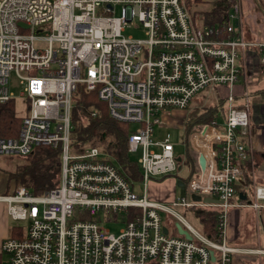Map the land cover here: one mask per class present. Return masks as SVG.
Returning <instances> with one entry per match:
<instances>
[{
    "label": "built area",
    "instance_id": "2783aa9c",
    "mask_svg": "<svg viewBox=\"0 0 264 264\" xmlns=\"http://www.w3.org/2000/svg\"><path fill=\"white\" fill-rule=\"evenodd\" d=\"M190 2L0 0V106L14 99L11 72L25 103L17 136L0 137V155L24 157L45 147L57 150L60 161L55 187L39 195L24 187L0 194L15 223L0 241L6 264H233L235 255H264L226 244L231 209L264 208V186L255 185L247 88L251 55L256 54V68L264 65V43L246 40L239 0H232L227 22L214 27L197 23ZM135 23L142 36L123 35ZM239 79L245 88L235 95ZM78 85L95 91L112 119L137 125L128 135V153L139 151V181L126 180L95 146L71 148V99ZM204 91L206 96H198ZM208 95L222 99L218 116L186 139L194 163L203 156L204 170L183 181L185 195L175 197L171 207L150 200L149 179L181 180L183 164L190 169L181 157L177 170L171 135L155 139L154 125L184 129L187 115L202 108ZM194 135L209 156L194 147ZM246 162L252 201L233 204ZM140 184L144 191L137 195ZM192 194L218 203L193 201ZM175 207L219 209L218 241L196 231ZM79 213L89 219L75 220ZM161 213L176 218L191 240L174 225V235L167 228L164 234ZM119 222L117 235L104 228Z\"/></svg>",
    "mask_w": 264,
    "mask_h": 264
},
{
    "label": "trees",
    "instance_id": "16d2710c",
    "mask_svg": "<svg viewBox=\"0 0 264 264\" xmlns=\"http://www.w3.org/2000/svg\"><path fill=\"white\" fill-rule=\"evenodd\" d=\"M231 4L232 1L230 0H216L208 18H212L217 26L225 24ZM221 102L220 100L216 106L194 107L190 111L183 129L186 139L197 125L207 124L218 116ZM14 105V99H11L0 106V137L17 136L21 119L16 115ZM70 123V146L72 149L81 152L86 147L95 146L104 152L112 163L117 165L119 173L126 180L137 182L141 179V171L137 161L133 160L128 153V135L132 132L130 124L112 119L106 104L98 99L95 91H88L82 85L77 86L71 99ZM24 158L31 160L32 176L30 181L15 179L16 183L21 184L17 187H24L29 193L39 195L57 185L60 169L57 150L45 147L37 148ZM263 158V155L254 154V166L257 167ZM184 162L189 166L190 172L185 178H179L182 181H187L194 172L193 158L187 153ZM246 164L245 180L247 182L250 180V166L248 162ZM40 167L41 169L37 170ZM15 188L11 189V192ZM7 192L6 190L5 194ZM239 192V188L235 186V195ZM194 212L199 216L202 234L209 240L218 241L217 218L219 209L201 208L194 210ZM0 264H6L1 253Z\"/></svg>",
    "mask_w": 264,
    "mask_h": 264
},
{
    "label": "rangeland",
    "instance_id": "374dc122",
    "mask_svg": "<svg viewBox=\"0 0 264 264\" xmlns=\"http://www.w3.org/2000/svg\"><path fill=\"white\" fill-rule=\"evenodd\" d=\"M240 9L242 14V22L244 31L250 35V37L255 42L264 43V0H239ZM205 7L197 8L194 3H190L189 13L194 15V12L198 13L199 10L203 11ZM210 12L199 13V19L196 18V21L199 25H205L214 27L217 26L214 24L212 18H208ZM27 33V32H22ZM123 35L125 36H134L141 37L142 29L140 25L135 23L133 26L129 28H125ZM8 89L12 93L14 98V110L17 116H21L24 113L25 103L24 97L22 96L21 86L19 85L18 79L16 75L11 72L8 80ZM234 93L236 95L235 86ZM221 95H225L224 90L221 88ZM198 96H206V91L200 93ZM214 95H208L204 106H207L213 103V106L219 104V99L215 98ZM204 102V101H203ZM202 102V103H203ZM191 103L189 107H192ZM203 106V107H204ZM194 108V107H193ZM20 126V125H19ZM131 130H135L137 125L130 124ZM167 132L171 135V142L175 146V154L177 157L185 158L188 153L193 160H195L196 155L186 143V137L184 135L183 129L181 127H159L158 125H154V137L155 139L161 138V135ZM133 160H137L139 158V151L136 153L129 154ZM31 160L25 159L21 156L11 155V156H1L0 155V194H5V191L9 194L11 189L17 187V185H21L20 183H16L18 181H30L32 176V167H30ZM41 169L38 168L37 170ZM193 173L194 175H199L200 170L197 163L193 161ZM190 169L186 170V165L183 164V168L178 174V177L185 178L188 176ZM13 175V176H12ZM16 179V180H15ZM143 186L141 184L135 185V193L137 195L143 194ZM146 195L147 197L155 202L162 203L164 205L170 206L171 201L175 197H181L185 195V191L176 187L175 179L171 176H167L160 179H149L147 181L146 186ZM252 201V197H249ZM175 210L180 216H182L196 231L200 233L201 225L199 221V216H197L194 210H185L184 208L175 207L172 208ZM252 216V211L247 209L240 210V230L244 225L247 226V229L251 230L252 226L250 223H246L248 219ZM75 220H87L89 219L86 213H79L74 216ZM161 221L162 225L169 230V235H174L173 225L176 222V218L171 216H166L164 213H161ZM247 225H246V224ZM15 223L11 221L6 215L5 206L0 204V241L6 238L9 234V229L13 227ZM20 225V224H19ZM22 226V225H20ZM123 226L122 222L116 223L115 225H110L109 223L104 224V228L108 229L111 233L117 235L119 233V229ZM244 234V231H243ZM256 234H250L247 238V241L254 242Z\"/></svg>",
    "mask_w": 264,
    "mask_h": 264
},
{
    "label": "crops",
    "instance_id": "0c3cea01",
    "mask_svg": "<svg viewBox=\"0 0 264 264\" xmlns=\"http://www.w3.org/2000/svg\"><path fill=\"white\" fill-rule=\"evenodd\" d=\"M197 8L205 7L203 11L194 12V18L199 19V13L210 12L213 7V3L216 0H192ZM232 1V0H230ZM245 32V31H244ZM245 38L248 41H254L250 35L245 32ZM252 61L248 73L251 75V80L248 83L249 95V109H250V122L252 127V150L253 158L254 154L263 155L264 157V65H260V68H256L255 59L256 54H252ZM245 85L241 79L235 85L236 94L239 95L243 92ZM222 100V99H221ZM206 99H204L201 107L204 106ZM211 105V104H209ZM221 123L222 119H218ZM194 147L209 156L207 146L204 142L200 143L199 137L194 135L192 139ZM254 162V160H253ZM255 175V185L264 186V158L263 161L257 166ZM177 179H175L176 181ZM239 188V194L234 195L230 202L233 204H248L252 197L253 184L251 180H246L243 183L236 185ZM243 203H242V202ZM249 207H240L231 209L229 212L228 226L226 231V244L231 247L252 250L261 249L264 250V208H260L258 211H252V216L246 223H250L251 230L247 229V226L241 227L240 230V210L247 209ZM245 223V224H246ZM247 225V224H246ZM244 231V234H243ZM256 234L254 242L247 241L250 234ZM233 264H264V255H235L233 257Z\"/></svg>",
    "mask_w": 264,
    "mask_h": 264
},
{
    "label": "water",
    "instance_id": "95a60500",
    "mask_svg": "<svg viewBox=\"0 0 264 264\" xmlns=\"http://www.w3.org/2000/svg\"><path fill=\"white\" fill-rule=\"evenodd\" d=\"M21 26H23V25H21ZM23 27H25V26H23ZM175 160L179 164L178 167H177V170L179 171L181 169V164L180 163L182 162V158L181 157H176ZM197 163H198L199 170L203 171L204 167H205V162H204V158H203L202 155H198ZM175 184H176V187H178L180 189H184V182L183 181L176 180ZM191 200H193V201H202L203 203H218L216 200H213V199H210V198H200L199 196L194 195V194L191 195ZM174 228H175V230H176L178 235H182V236H184L185 239L191 240L190 234L185 229H183L180 226L179 223L175 222L174 223ZM162 232L164 234L167 233L166 227L162 228ZM212 259H213V255H212Z\"/></svg>",
    "mask_w": 264,
    "mask_h": 264
}]
</instances>
